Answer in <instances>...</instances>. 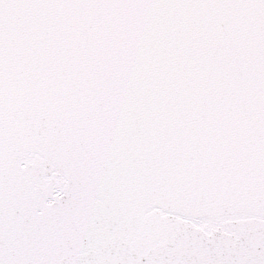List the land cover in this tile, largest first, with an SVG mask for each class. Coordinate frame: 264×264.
I'll list each match as a JSON object with an SVG mask.
<instances>
[{"label":"snow or ice","instance_id":"1","mask_svg":"<svg viewBox=\"0 0 264 264\" xmlns=\"http://www.w3.org/2000/svg\"><path fill=\"white\" fill-rule=\"evenodd\" d=\"M0 264H264V0H0Z\"/></svg>","mask_w":264,"mask_h":264}]
</instances>
